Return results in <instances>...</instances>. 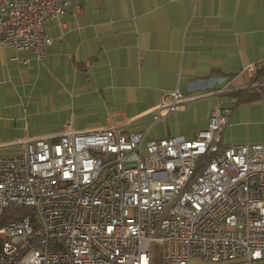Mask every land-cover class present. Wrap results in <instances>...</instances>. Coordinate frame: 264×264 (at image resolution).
<instances>
[{
  "label": "built area",
  "instance_id": "1",
  "mask_svg": "<svg viewBox=\"0 0 264 264\" xmlns=\"http://www.w3.org/2000/svg\"><path fill=\"white\" fill-rule=\"evenodd\" d=\"M79 0H0V47L42 61L46 23ZM244 71L256 73L250 64ZM255 86L254 83L249 85ZM200 93L193 97L209 95ZM193 97L164 91L153 122ZM239 99L219 102L193 139L146 140L115 125L23 139L0 156V264H253L264 260V143L223 145Z\"/></svg>",
  "mask_w": 264,
  "mask_h": 264
},
{
  "label": "crops",
  "instance_id": "2",
  "mask_svg": "<svg viewBox=\"0 0 264 264\" xmlns=\"http://www.w3.org/2000/svg\"><path fill=\"white\" fill-rule=\"evenodd\" d=\"M79 2L47 21L53 41L42 61L0 47V156L20 153L19 140H52L66 124L193 139L231 95L240 101L222 144L264 143V0ZM176 88L210 94L154 123L151 108Z\"/></svg>",
  "mask_w": 264,
  "mask_h": 264
},
{
  "label": "rangeland",
  "instance_id": "3",
  "mask_svg": "<svg viewBox=\"0 0 264 264\" xmlns=\"http://www.w3.org/2000/svg\"><path fill=\"white\" fill-rule=\"evenodd\" d=\"M235 98V99H239L238 97H236V96H234V95H231L229 98H228V100L226 101L227 103L229 102V100L231 99V98ZM240 101V100H239ZM237 104H238V102H237ZM236 104V105H237ZM235 107V106H234ZM234 109V108H233ZM233 111V110H232ZM231 115V114H230ZM230 117V116H229ZM208 121H209V119H208ZM230 145H232V144H230ZM192 263L193 264H199L200 263V261L198 260V259H193L192 260ZM152 264H162V252H161V247H160V245L159 244H154V246H153V260H152ZM236 264H239V263H236ZM253 264H264V260H262V261H256V262H254Z\"/></svg>",
  "mask_w": 264,
  "mask_h": 264
},
{
  "label": "trees",
  "instance_id": "4",
  "mask_svg": "<svg viewBox=\"0 0 264 264\" xmlns=\"http://www.w3.org/2000/svg\"><path fill=\"white\" fill-rule=\"evenodd\" d=\"M12 212H19L20 214H24V213H26V212H29V209H18V211H16V210H8V211H6L5 213H4V216H3V218H1L0 219V222H4V220L8 217V216H10V214H12ZM262 261V260H261Z\"/></svg>",
  "mask_w": 264,
  "mask_h": 264
}]
</instances>
